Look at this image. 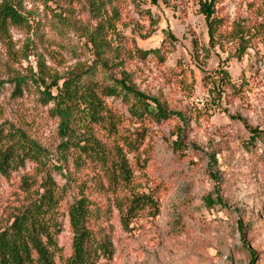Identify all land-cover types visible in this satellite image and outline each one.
<instances>
[{"label":"rangeland","instance_id":"obj_1","mask_svg":"<svg viewBox=\"0 0 264 264\" xmlns=\"http://www.w3.org/2000/svg\"><path fill=\"white\" fill-rule=\"evenodd\" d=\"M168 1L119 0L111 43L113 49L148 53L144 62L137 57L125 62L135 84L171 111L194 117L188 126L178 117L161 124L125 122L131 140L145 134L138 151L127 157L132 190L156 194L160 214L142 215L126 231L108 196L93 195L107 212L104 224L115 250L98 264H264V139L249 142L251 128L264 132V44L241 60L233 56L232 44L211 48L199 0ZM253 1L218 0V8L232 21L245 17ZM16 8L21 21L0 30V128L24 134L43 157L41 164L28 162L9 178L0 177V226L26 202L27 178L35 180L34 187L52 178L65 197L62 212L78 198L76 184L87 182V175L60 153V122L43 93L57 95L67 78L99 62L90 40L99 19L85 0H23ZM203 48H209V57ZM220 68L229 73L235 92L221 84ZM212 88L221 90V98ZM114 105L128 116L118 101ZM180 140V147L173 145ZM209 197L222 203L210 206ZM63 223L57 264L71 254L67 218Z\"/></svg>","mask_w":264,"mask_h":264},{"label":"trees","instance_id":"obj_2","mask_svg":"<svg viewBox=\"0 0 264 264\" xmlns=\"http://www.w3.org/2000/svg\"><path fill=\"white\" fill-rule=\"evenodd\" d=\"M22 1L0 0L1 31L7 30V23L21 21L16 6ZM85 1L99 19L98 27L90 37L99 62L91 70L67 78L58 88L57 95L43 94L46 96L44 104H53L51 113L60 122L59 151L65 162L77 172H85L87 178L84 180L94 184L77 183L78 198L68 203L65 213L62 212L65 197L52 178L45 177L38 187H34V179L23 180L28 198L12 216V221L0 226V264H57L56 258L61 255L58 238L64 229L63 217L67 218L72 234L71 254L64 264H98L101 259H111L115 250L112 232L104 224L107 212L92 199L93 195L108 196L110 208L117 211L126 231H130V224L142 215L156 218L160 214L156 194L157 198L132 190L134 178L127 157L138 151L145 141V134L140 133L131 140L125 136V122L161 124L178 117L184 126H188L194 117L175 113L166 103L141 91L134 82L133 72L126 70L127 60L137 57L144 62L149 54L140 50L113 49L110 36L119 19V0ZM130 1L134 5L142 3V0ZM151 3L157 4L158 0H151ZM198 5L207 25L211 48L232 44L233 56L241 60L249 49L264 44V0L247 3V15L237 16L232 21L220 14L222 8H218V0H199ZM110 12L111 16L108 15ZM203 49L209 57V48ZM216 75L220 76L221 84L236 91L226 70L220 68ZM206 79L211 81L209 77ZM210 92L221 98V90L212 88ZM110 100L113 104H109ZM215 100L216 97L213 103ZM116 101L129 117L118 110L114 105ZM249 133L250 144L264 139V132L257 128H251ZM181 141L173 145L180 147ZM42 154L41 147L24 134L0 128V177L9 178L25 168L28 162L41 164ZM46 171L51 174L49 169ZM220 203L218 199L207 198L210 206Z\"/></svg>","mask_w":264,"mask_h":264}]
</instances>
